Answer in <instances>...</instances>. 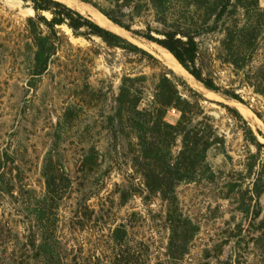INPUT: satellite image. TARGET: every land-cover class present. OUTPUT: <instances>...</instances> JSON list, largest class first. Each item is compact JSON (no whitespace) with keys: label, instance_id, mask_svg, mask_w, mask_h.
I'll list each match as a JSON object with an SVG mask.
<instances>
[{"label":"rangeland","instance_id":"obj_1","mask_svg":"<svg viewBox=\"0 0 264 264\" xmlns=\"http://www.w3.org/2000/svg\"><path fill=\"white\" fill-rule=\"evenodd\" d=\"M74 1L85 9L65 5L129 43L109 45L64 24L59 28L65 37L46 72L33 77L35 38L48 29L29 23L36 16L30 0H0V222L10 224L20 245L27 241L35 225L30 212L47 193L52 162L58 175L71 180L61 191L56 233L64 253L82 256L80 264L109 262L119 249L131 253L128 264H264V31L253 59L246 58L240 69L223 44L221 23L213 17L207 31L194 25L202 19L193 16V0ZM259 6L264 10V0ZM42 15L52 18L50 12ZM177 27L194 35L198 52L191 67L220 92L207 89L158 42ZM168 83L176 94L163 121L177 125L183 117L178 103H187L184 115L211 132L205 169L196 166L175 189L185 239L174 238L166 223L168 202L149 196L133 169L135 133L127 125L114 140L108 122L121 92L140 100L139 109L152 108ZM91 148L97 167L83 173L82 151ZM182 150L177 137L172 153ZM85 206L95 216L77 219ZM119 227L126 240L115 242ZM12 251L0 240V264L9 263Z\"/></svg>","mask_w":264,"mask_h":264},{"label":"trees","instance_id":"obj_2","mask_svg":"<svg viewBox=\"0 0 264 264\" xmlns=\"http://www.w3.org/2000/svg\"><path fill=\"white\" fill-rule=\"evenodd\" d=\"M81 1L91 3L87 0ZM30 2L33 4L32 8L36 16L30 18L29 23L34 25L37 21L48 29V35L35 38L38 50L34 57L35 66L31 74L33 77L46 72L50 58L62 43V37H65L59 28L64 24L77 35L97 36L109 45L119 46L118 42L129 43L57 0H30ZM94 6L115 24L130 30L111 13L97 5ZM192 6L195 8L193 16L196 15L199 20L202 19L199 25L194 23L192 25L207 31L214 17L217 24L221 23L226 34L223 44L230 52L233 65L240 69L244 68L246 58L253 59L264 31V10L260 8L259 0H193ZM43 12H50L52 18L47 20L42 15ZM82 29H85L84 34L80 32ZM163 35L164 39L158 42L207 89L220 92L211 79L204 78L200 71L191 67L196 62L198 47L190 30L177 27V30L166 31ZM177 35H181V38L186 40L183 42L176 38ZM135 49L141 51L139 48ZM172 88L169 83L162 84L163 95L157 96V105L145 109H139L140 100L127 92H121L118 98L120 104L118 111L115 117L108 118V122L112 128L114 140L124 134L127 125L135 133L137 143L133 169L141 176L149 196L160 195L161 199L168 202L166 223L175 238L183 234L179 232L183 221L176 209L175 189L182 182L189 181L196 166L199 165L205 169L206 152L211 148L212 142L207 124L202 121L194 124L195 120H189L184 115L190 108L187 103H178V106L182 108L183 117L177 125L173 126L163 121L164 112L170 107L169 103L176 94ZM177 137H182L183 150L178 155H173L172 147ZM114 151L116 152L117 148H114ZM96 156L97 152L94 148L87 151L84 149L81 155L80 171L92 172L97 167ZM47 171L49 174L47 193L37 200L30 212L35 225L27 241L20 245V238L14 233L10 224L0 222V240H6V244L13 248L8 264H80L82 256L64 253L56 233V211L61 199V191L69 187L71 180L67 176L58 175L52 162L47 166ZM94 214L93 210L85 206L79 214H76V217L80 219L81 215L82 220L92 219ZM126 234L122 227L116 228L113 239L115 242H122L126 240ZM181 237L185 239L186 235L183 234ZM118 251L120 253H117L111 261L101 263L97 261L94 264H128L131 253L128 250L119 249ZM81 264H87V259H83Z\"/></svg>","mask_w":264,"mask_h":264},{"label":"bare ground","instance_id":"obj_3","mask_svg":"<svg viewBox=\"0 0 264 264\" xmlns=\"http://www.w3.org/2000/svg\"><path fill=\"white\" fill-rule=\"evenodd\" d=\"M62 2H64L65 4H67L68 6L74 7L77 10H82L83 8L85 9V7L82 4H79L77 2H75L74 0H60ZM82 12V11H81ZM96 16L105 19L107 22H109L105 17H103L101 14L97 13ZM111 23V22H109ZM114 25V24H113ZM115 26V25H114ZM118 30L119 28L116 27ZM166 54H168L169 56H171L169 53L165 52ZM163 54V52H162ZM164 57L168 60L169 58H167V56L164 54ZM172 57V56H171ZM170 57V58H171ZM173 58V57H172ZM171 60V59H169ZM171 65L178 71V72H182L183 74H185L186 76H188L189 78H191L184 70L183 68L178 64V62L173 58V60L171 61ZM181 73V74H182ZM210 93V92H208Z\"/></svg>","mask_w":264,"mask_h":264}]
</instances>
